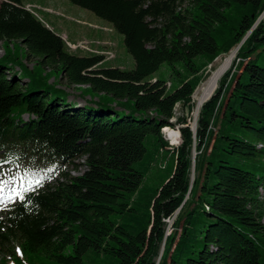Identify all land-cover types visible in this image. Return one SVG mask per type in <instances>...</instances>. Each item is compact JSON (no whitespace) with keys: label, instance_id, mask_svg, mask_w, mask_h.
Returning <instances> with one entry per match:
<instances>
[{"label":"trees","instance_id":"obj_1","mask_svg":"<svg viewBox=\"0 0 264 264\" xmlns=\"http://www.w3.org/2000/svg\"><path fill=\"white\" fill-rule=\"evenodd\" d=\"M68 1L122 35L134 66L101 68L102 56L70 52L22 0L0 1V168L25 186L42 178L2 208L0 264H264V0ZM20 46L35 61L25 84ZM236 47L195 132L179 118L181 142L168 149L161 130L176 107L190 115L208 66ZM163 64L177 87L156 76ZM36 66L48 72L36 78ZM52 71L148 116L63 104L41 89Z\"/></svg>","mask_w":264,"mask_h":264},{"label":"rangeland","instance_id":"obj_2","mask_svg":"<svg viewBox=\"0 0 264 264\" xmlns=\"http://www.w3.org/2000/svg\"><path fill=\"white\" fill-rule=\"evenodd\" d=\"M4 1V0H0ZM24 3V8L26 10H31L39 19H41L43 22L47 23L50 29H53L57 34L61 35L62 40L65 42H68L71 45H78V49L76 51L75 48L70 47L69 51L72 53H76L80 56H88V53H85L83 51L89 52V53H96L94 51H97L100 56L103 57V64L101 65V68H119L124 70H131L134 66L132 57L126 52L124 44H123V37L122 35L115 32L111 26L104 22L103 20L97 18L93 13L90 11L80 8L78 6H75L71 4L68 0H22ZM186 5V3L183 4V7ZM85 43V44H82ZM4 47L0 45V57L3 55ZM83 50V51H79ZM93 50V51H92ZM237 52V51H236ZM18 55L23 56L24 60L22 61V68L24 71H26L27 77L24 79L23 84H25L26 80H28L31 77L30 70L34 66V60L30 59L26 62V53L23 50V48L20 46V49L18 51ZM107 56V57H106ZM226 55L219 56L210 66H208L204 79L201 82V84L196 88V91L194 92L192 96V103H193V110L190 115H187L184 110L178 105L175 109V115L174 118L170 120V122L173 124V128L166 127L161 131L163 133V137L168 142L169 148H176L180 142V134L178 136L177 128L180 129L181 127H184L182 123H180L178 120L181 117L187 118V124L192 127L195 121H197L198 114L195 115V107H196V98L194 97L197 90L205 83L207 80L210 72L211 67L215 65V62L220 58ZM235 59V58H234ZM262 63V60H260ZM232 66V65H231ZM36 68L35 77L36 78H42L40 75L42 73L45 74L48 72V69H45V72L43 68L39 67ZM230 68V67H229ZM10 69H17L19 71L17 65H11ZM228 71V70H227ZM241 69L237 66L234 69V73L238 75L240 73ZM171 72L169 67L166 64H163L156 76H160L164 79H169L170 82L173 84V87H177L178 81L174 77L170 76ZM48 81L46 83L41 85V89L48 90L51 95H54L53 97H60L63 104H77V102H83L84 105L87 107L92 105H100L105 106L109 108H113L120 114H126L131 113L137 118L147 117L148 114L145 112H140L135 110L133 105L130 102H124L121 100L113 99L110 96L101 95L92 93L90 91H84L82 88H76V87H67L63 82L60 81L61 72L59 71H52L51 73H48ZM206 79V80H205ZM169 86V83L167 84ZM217 89V88H216ZM215 89V90H216ZM215 92V91H214ZM211 96V95H210ZM227 98V96H224V99ZM207 101V100H206ZM205 101V102H206ZM80 104V103H79ZM199 113V112H198ZM27 116H23V120H26ZM167 129V130H166ZM176 132L177 141L172 142L169 138V135L172 134V132ZM174 135V136H175ZM165 161H169L170 158L166 157L164 159ZM81 164V162H79ZM171 163V161H170ZM236 165L245 168L243 164L236 163ZM85 170L84 167H80L78 172L73 171L71 168H69L66 172L69 174V176H78L80 173H82ZM9 169L0 168V179H4L6 177L5 172H8ZM35 174V173H32ZM166 172L165 171H155L152 170L149 174V178L156 179L154 181H159L165 178ZM37 178V176H30V182ZM48 183V182H47ZM18 189L17 182L14 185ZM12 185H9L5 187L3 195L5 197L11 195L10 188ZM260 194H263V190L260 191ZM17 198L13 197L12 202H9L8 200H5L3 204H0V213L2 212V208L4 206L16 202ZM264 217V214L263 216ZM173 220L168 221V234L172 231L170 229V226L172 224ZM13 250L19 254V248L16 243L12 244ZM6 252H2L0 254L1 257H5ZM8 264H11V262H8ZM36 264H51L46 259L40 260V262H37Z\"/></svg>","mask_w":264,"mask_h":264},{"label":"bare ground","instance_id":"obj_3","mask_svg":"<svg viewBox=\"0 0 264 264\" xmlns=\"http://www.w3.org/2000/svg\"><path fill=\"white\" fill-rule=\"evenodd\" d=\"M28 11V10H27ZM28 12L34 14L31 10ZM36 16V15H35ZM37 17V16H36ZM38 18V17H37ZM42 21L41 19H39ZM85 44V43H82ZM70 49V47H68ZM237 48V47H236ZM71 50V49H70ZM75 49L74 51H76ZM80 50V49H79ZM83 51V50H80ZM93 51V50H92ZM88 54H94V55H99L97 51H94L96 53H89L86 51H83ZM236 55V50L231 51L229 54L226 56L220 57L216 62L213 67H211V72L205 81V83L197 90L195 93L194 97L196 98V109H195V115L199 114V110L202 106V104L210 97V95L214 92V90L217 87V84L219 83L220 79L222 76L225 74V72L229 69V67L232 64V61L234 60ZM107 57V56H106ZM164 132V129H162ZM161 130V131H162ZM167 130V129H166ZM162 133V132H161ZM176 132H172V134L169 135V138L171 139L172 142L177 141V136L175 135ZM163 135V133H162ZM175 135V136H174ZM164 136V135H163ZM179 136V135H178ZM164 138V137H163ZM165 139V138H164Z\"/></svg>","mask_w":264,"mask_h":264},{"label":"snow or ice","instance_id":"obj_4","mask_svg":"<svg viewBox=\"0 0 264 264\" xmlns=\"http://www.w3.org/2000/svg\"><path fill=\"white\" fill-rule=\"evenodd\" d=\"M28 171H25V175H28ZM34 177L38 174H32ZM19 182L20 187L17 189L14 185L16 182ZM12 185L10 188L11 195L5 197L3 195L5 187ZM42 186V178H34L31 182L25 186V181L23 178H19L16 176H11L10 178L0 179V204H3L5 200L12 202L13 197L18 198L20 201H24L26 199L25 193L29 191L35 190L36 187Z\"/></svg>","mask_w":264,"mask_h":264},{"label":"water","instance_id":"obj_5","mask_svg":"<svg viewBox=\"0 0 264 264\" xmlns=\"http://www.w3.org/2000/svg\"><path fill=\"white\" fill-rule=\"evenodd\" d=\"M262 16H264V13L261 15V17H259V19L257 20V22L256 23H258L259 22V20L262 18ZM238 48L239 47H237L235 50L237 51L238 50ZM216 60V59H215ZM211 97V96H210ZM209 97V98H210ZM208 98V99H209ZM207 99V100H208ZM195 129H196V121H195V123L193 124V126L191 127V130L193 131V132H195ZM194 158H195V153L193 154V168H192V178H191V182L193 181V172H194Z\"/></svg>","mask_w":264,"mask_h":264},{"label":"built area","instance_id":"obj_6","mask_svg":"<svg viewBox=\"0 0 264 264\" xmlns=\"http://www.w3.org/2000/svg\"><path fill=\"white\" fill-rule=\"evenodd\" d=\"M66 45H67V47H73V48H75V49H78V45H81V44H78V45L74 46V45H71V44H69V43L66 42ZM178 130H179V129L177 128V131H178Z\"/></svg>","mask_w":264,"mask_h":264},{"label":"crops","instance_id":"obj_7","mask_svg":"<svg viewBox=\"0 0 264 264\" xmlns=\"http://www.w3.org/2000/svg\"><path fill=\"white\" fill-rule=\"evenodd\" d=\"M23 3H25V2H23Z\"/></svg>","mask_w":264,"mask_h":264}]
</instances>
